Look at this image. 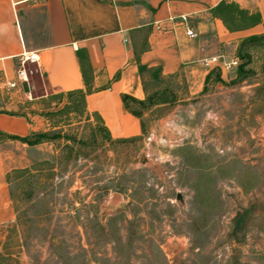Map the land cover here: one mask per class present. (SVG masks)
Wrapping results in <instances>:
<instances>
[{
    "label": "rangeland",
    "instance_id": "1",
    "mask_svg": "<svg viewBox=\"0 0 264 264\" xmlns=\"http://www.w3.org/2000/svg\"><path fill=\"white\" fill-rule=\"evenodd\" d=\"M239 46L222 54L245 76L211 77L198 94L163 78L176 101L144 109L127 139L65 111L27 62L10 112L49 125L45 141L2 147L15 218L0 264H264V43Z\"/></svg>",
    "mask_w": 264,
    "mask_h": 264
},
{
    "label": "crops",
    "instance_id": "2",
    "mask_svg": "<svg viewBox=\"0 0 264 264\" xmlns=\"http://www.w3.org/2000/svg\"><path fill=\"white\" fill-rule=\"evenodd\" d=\"M221 3L234 9L219 15ZM185 27L195 36H186ZM260 34L264 0H0V109L6 108L0 110V132L25 136L49 125L39 115L10 112L26 95L20 86L29 85L27 74L25 80L16 77L22 52L37 57V77L57 97L85 90L76 55L84 52L91 68L85 112L99 116L109 138L127 139L141 133V120L121 101L122 94L145 97L138 63L177 77L198 94L203 82L216 74L223 80L237 68L220 67L222 60L236 58L225 59L227 43L238 50L244 39ZM211 56H219L217 63L204 67L201 59ZM163 104L168 103L154 106ZM17 142L32 146L0 138V240L15 218L6 179L12 167H6L2 147Z\"/></svg>",
    "mask_w": 264,
    "mask_h": 264
},
{
    "label": "trees",
    "instance_id": "3",
    "mask_svg": "<svg viewBox=\"0 0 264 264\" xmlns=\"http://www.w3.org/2000/svg\"><path fill=\"white\" fill-rule=\"evenodd\" d=\"M217 9L219 10H215V11H217L219 15H222V13H230L234 9V5L221 3L217 7ZM249 41L264 43V34L249 36L246 39H244L241 43L243 44L244 42H249ZM239 49H240V46H239ZM76 55L78 59V64H79L82 80L85 85V90L76 89V90H71V91L66 92L65 96L67 99H66V102L63 108L66 109L65 111H67V109L68 111H73V110L76 111L78 109L79 111L81 110V112L82 111L85 112L84 97H85L86 92L91 90V87L89 86V80L91 78V68L89 66V63L87 61V58L84 52H81L80 50H78L76 52ZM243 66L244 65L242 63L238 65L237 77L234 80H238L241 77L246 75V71L244 70ZM137 69L141 77V85L145 93V97L142 100H138L129 95L122 94L121 101L126 110H128L131 114H133L134 116H136L137 118L141 120L144 109H148V107H151V106H154L160 103L172 102L175 99V96L173 95V92L169 89L167 85L158 84V82H160L163 78H167V77L169 78L172 75L163 77L160 73L159 68L146 67L145 65H142L140 63L137 64ZM263 71H264V66H263ZM214 79L216 81L218 80L217 74L215 75ZM152 86L153 87L155 86L153 90L149 88ZM60 95L61 93H59V96ZM92 114L100 122L99 116L95 113H92ZM102 129L105 132V129L104 128ZM54 136L56 135H53V137ZM2 137L16 139L27 145H35L47 139L46 132L44 131L30 132L29 134L25 136L4 134L0 132V138Z\"/></svg>",
    "mask_w": 264,
    "mask_h": 264
},
{
    "label": "built area",
    "instance_id": "4",
    "mask_svg": "<svg viewBox=\"0 0 264 264\" xmlns=\"http://www.w3.org/2000/svg\"><path fill=\"white\" fill-rule=\"evenodd\" d=\"M171 18L172 17H169V19H171ZM155 26L157 29L160 28L158 23H156ZM184 33L188 37L195 36V33L189 27L184 28ZM218 58H219V56H211V57L202 58L201 64L204 67H209L210 65L217 63ZM36 61H37V57L34 54H25V52H22V54L19 56V59H18V68L16 71V77L18 79L25 80L26 74H27V70L25 67L26 62L36 63ZM235 65H237V59L236 58H232L228 61L222 60L220 62V67H223L225 69H229Z\"/></svg>",
    "mask_w": 264,
    "mask_h": 264
},
{
    "label": "water",
    "instance_id": "5",
    "mask_svg": "<svg viewBox=\"0 0 264 264\" xmlns=\"http://www.w3.org/2000/svg\"><path fill=\"white\" fill-rule=\"evenodd\" d=\"M139 162H141V163H144V164H149V161H148V159L146 158V156L144 155V154H141L140 156H139ZM176 198L179 200V195L177 194L176 195Z\"/></svg>",
    "mask_w": 264,
    "mask_h": 264
}]
</instances>
